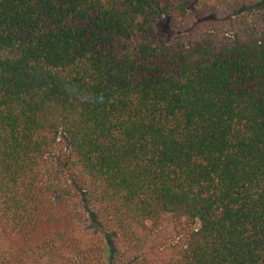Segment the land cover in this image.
<instances>
[{
  "label": "trees",
  "instance_id": "1",
  "mask_svg": "<svg viewBox=\"0 0 264 264\" xmlns=\"http://www.w3.org/2000/svg\"><path fill=\"white\" fill-rule=\"evenodd\" d=\"M221 1L0 0V264H107L89 222L121 264H264V11Z\"/></svg>",
  "mask_w": 264,
  "mask_h": 264
},
{
  "label": "rangeland",
  "instance_id": "2",
  "mask_svg": "<svg viewBox=\"0 0 264 264\" xmlns=\"http://www.w3.org/2000/svg\"><path fill=\"white\" fill-rule=\"evenodd\" d=\"M219 4V5H218ZM217 5L220 8L221 15H237L239 13H251L264 11V0H222ZM174 21L171 17H164L157 26L158 36L167 44L173 45L179 37V32L174 27ZM57 163L60 169H63L62 159L57 156ZM88 230L104 234L110 243V253L107 255V264H121L114 254L112 247L113 237L105 233V231L89 222Z\"/></svg>",
  "mask_w": 264,
  "mask_h": 264
}]
</instances>
